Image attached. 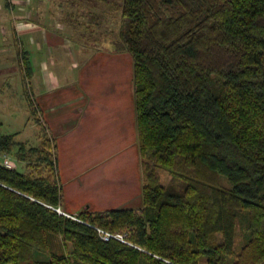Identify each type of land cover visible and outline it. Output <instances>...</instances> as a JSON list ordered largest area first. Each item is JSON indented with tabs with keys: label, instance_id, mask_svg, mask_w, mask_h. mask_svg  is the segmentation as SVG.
<instances>
[{
	"label": "trees",
	"instance_id": "16d2710c",
	"mask_svg": "<svg viewBox=\"0 0 264 264\" xmlns=\"http://www.w3.org/2000/svg\"><path fill=\"white\" fill-rule=\"evenodd\" d=\"M121 19L144 204L59 213L50 139L35 175L2 164L26 143L0 131V264H264V0H123Z\"/></svg>",
	"mask_w": 264,
	"mask_h": 264
},
{
	"label": "crops",
	"instance_id": "0c3cea01",
	"mask_svg": "<svg viewBox=\"0 0 264 264\" xmlns=\"http://www.w3.org/2000/svg\"><path fill=\"white\" fill-rule=\"evenodd\" d=\"M122 2L0 0V75L22 83L27 59L28 108L56 141L60 207L71 214L144 204L134 80L110 27Z\"/></svg>",
	"mask_w": 264,
	"mask_h": 264
},
{
	"label": "rangeland",
	"instance_id": "374dc122",
	"mask_svg": "<svg viewBox=\"0 0 264 264\" xmlns=\"http://www.w3.org/2000/svg\"><path fill=\"white\" fill-rule=\"evenodd\" d=\"M107 1H112V0H107ZM114 3H116L117 0H113ZM116 19L113 22H111L110 27L115 28L113 36H116L118 40V45L116 47V52H122L125 53L126 58L124 59L123 66L126 70V73L131 77H133V60L130 55V53L123 49V45L121 44V27H122V19L120 22V15L117 13ZM105 23V22H104ZM105 25V27H104ZM100 30L106 29V23L100 25L99 27ZM91 31V30H90ZM86 44H89V40L86 39L84 40ZM94 45H99L101 41L92 40L91 41ZM92 44V45H93ZM90 48L89 46L87 49ZM129 55V56H128ZM24 58V55L22 56ZM3 59V57L1 58ZM21 72L23 74V81L20 83V78L18 76L13 75V76H5V75H0V131L3 133H15L16 138L18 140H23L26 144L23 145L22 149H19V147L14 148L13 151H10L8 153H2V157H8L12 163L15 162L17 167L20 164L19 169L20 170H25L29 171L35 175L38 174H43L46 175L51 171V166L47 165L46 161L44 160V154L42 153H34L32 149L41 148L44 146L46 143V128L43 125L42 121L37 118V121L39 122V125L36 126L33 120V116H31L30 110L28 108V101L30 100V68L27 59L22 60L21 62ZM16 76V77H15ZM23 86H24V91L25 94L23 93ZM34 112V111H33ZM36 114V112H34ZM37 131L38 137H35L34 134ZM50 139V137H48ZM50 146V151L54 153L53 159H55V167L57 169V149H56V141L53 139L48 142ZM42 149V148H41ZM3 164V158L1 160ZM13 163V166H16ZM142 167V164H141ZM160 177L162 181L165 183L169 179V174H167L165 171L160 172ZM142 177L144 181V176H143V171H142ZM221 183L224 184L225 186H230L227 178L225 176H221ZM143 187V184H142ZM52 208L57 210V208L61 209L60 205L58 206H53L50 205ZM107 210V209H105ZM58 211V210H57ZM62 212H59L61 214L66 215L69 214L70 216L77 217L79 218L77 214H71L67 211H64L61 209ZM86 211V210H84ZM99 211V210H98ZM80 213V212H79ZM69 216V217H70ZM71 217V218H73ZM75 219V218H74ZM244 220V219H243ZM240 223H238V228H239V234L236 238V248L239 249L241 245L243 244V239H242V232L244 227L241 226V221L242 218L240 216L239 219ZM97 226V225H96ZM102 227V226H99ZM103 228V227H102ZM109 230V229H108ZM110 231H116V232H122L127 235L129 238L130 235V230L127 228H120L116 230H110ZM130 239V238H129Z\"/></svg>",
	"mask_w": 264,
	"mask_h": 264
},
{
	"label": "built area",
	"instance_id": "2783aa9c",
	"mask_svg": "<svg viewBox=\"0 0 264 264\" xmlns=\"http://www.w3.org/2000/svg\"><path fill=\"white\" fill-rule=\"evenodd\" d=\"M3 164L6 166V167H12L13 166V163L12 161L8 158V157H5L3 159ZM57 210L59 212H62L64 213L63 211H61V209L57 208ZM67 216H70L69 214L66 213ZM70 217H73V216H70ZM75 219H78L77 217H73ZM96 230L98 231L99 235L101 236V238H103L104 240H109L111 238H115V239H118L122 242H125L127 244H130V245H134V246H137L135 245L128 237L126 234L122 233V232H116V231H110L108 229H105V228H102V227H99V226H95ZM138 247V246H137Z\"/></svg>",
	"mask_w": 264,
	"mask_h": 264
}]
</instances>
